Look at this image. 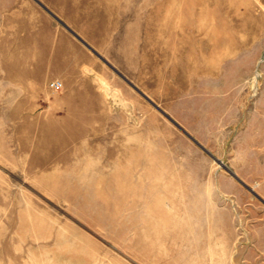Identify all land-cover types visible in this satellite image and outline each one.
<instances>
[{"label":"rangeland","instance_id":"1","mask_svg":"<svg viewBox=\"0 0 264 264\" xmlns=\"http://www.w3.org/2000/svg\"><path fill=\"white\" fill-rule=\"evenodd\" d=\"M0 264H264V0H0Z\"/></svg>","mask_w":264,"mask_h":264},{"label":"built area","instance_id":"2","mask_svg":"<svg viewBox=\"0 0 264 264\" xmlns=\"http://www.w3.org/2000/svg\"><path fill=\"white\" fill-rule=\"evenodd\" d=\"M63 86V83L62 81H59V80H55L51 83V87L54 89V90H59L61 89Z\"/></svg>","mask_w":264,"mask_h":264}]
</instances>
